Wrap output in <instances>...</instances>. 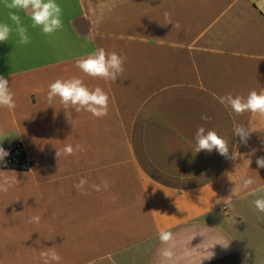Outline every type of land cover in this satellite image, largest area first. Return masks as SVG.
Returning <instances> with one entry per match:
<instances>
[{
    "label": "crops",
    "instance_id": "0c3cea01",
    "mask_svg": "<svg viewBox=\"0 0 264 264\" xmlns=\"http://www.w3.org/2000/svg\"><path fill=\"white\" fill-rule=\"evenodd\" d=\"M57 3L61 30L45 36L19 12L31 42L15 33L0 42V75L16 101L0 107V147L19 144L32 163L0 160V264H41L47 248L61 264H159L162 230L174 235L175 264H264V213L252 204L264 195V117L218 101L264 90V0ZM10 11L0 0V22L12 24ZM100 47L127 57L115 83L75 67ZM72 76L108 93L107 116L70 110L72 125L58 99L49 104V84ZM236 124L253 130L247 144ZM199 126L237 157L195 152ZM77 143L86 150L57 157ZM245 177L256 181L248 190ZM82 178L83 192L74 187Z\"/></svg>",
    "mask_w": 264,
    "mask_h": 264
},
{
    "label": "clouds",
    "instance_id": "9594fccd",
    "mask_svg": "<svg viewBox=\"0 0 264 264\" xmlns=\"http://www.w3.org/2000/svg\"><path fill=\"white\" fill-rule=\"evenodd\" d=\"M4 3L8 9L14 11L9 12V19L12 24L0 22V42L9 41L13 33L18 36V43L20 45H27L31 42L28 27L22 23L21 16L18 14L19 12H23L28 16L31 20L32 28H39L45 36H51L63 28V10L60 4L57 3V0H4ZM163 15L166 24H173L170 14L167 11ZM173 26L177 29L181 27L179 22H176ZM126 60V56L118 54L115 51L108 52L103 47H100L87 56L77 59L75 61V67L89 77L115 83L118 77L122 78L124 75V64ZM47 99L50 105L54 100L58 99L72 125L73 121L70 110H74L76 113L85 111L97 119L107 116L109 112L110 97L108 93L99 86L89 88L77 76H72L67 79L58 78L50 83ZM218 101L221 105L230 108L237 116L248 112L264 117V90L260 92L254 89L250 90L246 97L226 93L223 96H219ZM0 107L9 110L16 107L14 93L9 86V81L2 75H0ZM201 119L209 121L211 118L207 115H202ZM252 131L249 126L236 124L234 125L233 135L239 136L240 141L247 144ZM195 142L196 146L194 151L197 153L201 150L209 153L216 150L221 156L232 159L237 157L233 152L231 157H229L228 141L218 135L215 130H206L205 127L199 126L195 133ZM85 150V146L82 143H77L75 146L66 144L62 150L56 151V155L59 158L62 154L70 156ZM8 155L9 153L3 147H0V160H4ZM256 164L259 168H264V157L257 158ZM255 182L254 178L245 177L241 187L244 190H248ZM86 183L87 181L82 178L74 187L78 191L83 192V186ZM102 186L104 190H107L110 187V183L105 180L102 182ZM91 187L96 191L101 190L100 185L93 184ZM0 190L7 191V187L0 185ZM252 194L255 195V191ZM252 204L256 211L264 213V195L258 196V198L252 201ZM39 219L38 216H35L31 218L30 222H39ZM158 239L162 245H165L158 250L160 257L159 264H175L174 248L176 242L173 233L162 230L158 233ZM224 246L227 247V245ZM212 256L213 253L204 259H211ZM40 261L41 264H61L62 257L54 248H47L46 251L40 252Z\"/></svg>",
    "mask_w": 264,
    "mask_h": 264
},
{
    "label": "trees",
    "instance_id": "16d2710c",
    "mask_svg": "<svg viewBox=\"0 0 264 264\" xmlns=\"http://www.w3.org/2000/svg\"><path fill=\"white\" fill-rule=\"evenodd\" d=\"M2 166L16 170H29L32 167V163L28 161L26 153L22 151L10 164H7L4 159Z\"/></svg>",
    "mask_w": 264,
    "mask_h": 264
},
{
    "label": "built area",
    "instance_id": "2783aa9c",
    "mask_svg": "<svg viewBox=\"0 0 264 264\" xmlns=\"http://www.w3.org/2000/svg\"><path fill=\"white\" fill-rule=\"evenodd\" d=\"M21 153H22V147L19 144L15 145L11 149L9 155L5 158V162L7 164H10L12 162V160H15L17 158V156Z\"/></svg>",
    "mask_w": 264,
    "mask_h": 264
}]
</instances>
